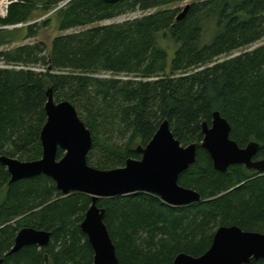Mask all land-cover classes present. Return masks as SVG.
<instances>
[{
    "label": "trees",
    "instance_id": "trees-1",
    "mask_svg": "<svg viewBox=\"0 0 264 264\" xmlns=\"http://www.w3.org/2000/svg\"><path fill=\"white\" fill-rule=\"evenodd\" d=\"M174 1L185 0H17L0 19V48L10 46L0 60L28 68H0V155L42 157L49 90L56 102L70 101L92 132L87 159L93 167L140 159L137 147L147 145L164 120L181 144L200 145L179 183L200 192L201 202L176 207L148 192L99 199L119 264H174L180 253L200 256L221 226L264 233V174L242 164L221 172L201 146L203 123L211 124L219 111L231 124V138L241 147L258 142L256 159L264 158V45L219 60L264 38V0H194L181 19L179 9L160 10L58 35L50 54L44 42L16 45L37 37L49 20L15 26L60 5L59 30L67 31ZM171 44L177 45L172 58ZM103 72L115 76H99ZM63 155L60 149L58 157ZM10 178L0 163L2 264H93L94 250L81 229L92 197L64 196L46 175ZM24 227L51 232L50 243L9 254ZM248 264H264V258Z\"/></svg>",
    "mask_w": 264,
    "mask_h": 264
},
{
    "label": "water",
    "instance_id": "water-1",
    "mask_svg": "<svg viewBox=\"0 0 264 264\" xmlns=\"http://www.w3.org/2000/svg\"><path fill=\"white\" fill-rule=\"evenodd\" d=\"M116 4L122 0H105ZM189 5L180 13L183 18ZM47 121L41 131L42 157L34 161L0 155V163L10 174V183L46 175L54 180L64 196L81 192L92 197V204L81 224L94 250L93 264H119L115 244L104 222L106 209L98 205L101 198H113L137 192L159 196L165 203L188 206L202 201V194L180 185L181 174L197 161L199 144H181L164 120L151 141L138 146L140 159L129 158L122 167L99 169L88 162L93 147V135L80 118L76 107L68 100L56 102L51 90L45 106ZM201 144L210 154L214 167L228 172L232 165L242 164L251 171L264 174V158L256 159L261 145L252 141L241 147L231 138L232 127L219 111L213 113L211 124L203 123ZM62 149L64 155L59 158ZM51 232L25 227L21 229L9 254L24 246L46 247ZM264 258V233L245 231L237 225L216 230L210 248L200 256L180 253L174 264H248ZM4 259H0V264Z\"/></svg>",
    "mask_w": 264,
    "mask_h": 264
},
{
    "label": "rangeland",
    "instance_id": "rangeland-1",
    "mask_svg": "<svg viewBox=\"0 0 264 264\" xmlns=\"http://www.w3.org/2000/svg\"><path fill=\"white\" fill-rule=\"evenodd\" d=\"M9 1H12V0H9ZM194 0H185V1H174L173 3H170L168 5H165V6H162V7H159V8H154V9H150L148 11H141V10H137V11H134V12H129L127 14H124V15H121V16H118L116 18H113V19H110V20H105V21H102V22H98L96 23L95 25H92V26H87V27H81V28H75V29H71V30H67V31H60L59 30V25H60V17L58 15V12L59 10L61 9L62 5H60L59 7H56L54 8L53 10H51L50 12H47L45 14H39L35 20L33 21H30L26 24H21V25H18V26H15L16 27H26L27 25L29 24H33V23H42L46 20H49V24L48 26L46 27H43L39 30V34L37 37H34V38H30V39H26L16 45H21V44H35V43H38V42H44L46 47H47V54H50V51H51V42L52 40L58 36V35H62V34H70V33H74V32H78V31H81V30H84V29H88V28H92V27H95V26H103V25H109V24H113V23H119V22H123V21H126L128 19H134V18H139V17H142L143 15H146V14H149V13H154L156 11H160V10H174V9H179V12L178 14L182 13V11L185 9V7L190 4L191 2H193ZM7 4V0H0V15L2 16L4 14V10H5V6ZM0 19H2V17H0ZM11 29L14 28V27H10ZM172 45V44H171ZM264 45V38L248 47H245V48H242L240 50H237L235 52H232L230 54H226L224 55L223 57L219 58L220 61H223V60H226V59H229V58H232L234 56H237L245 51H250V50H253V49H256L260 46ZM176 44H173L172 45V48L170 49V58L173 57V53H174V50L176 49ZM10 46H4L2 48H0V51L1 50H7ZM26 68L25 66H20V65H17V66H13V65H9L7 64L5 61L3 60H0V68ZM28 69V68H26ZM31 69V68H29ZM37 70H41L40 66L37 68H35ZM99 76H102V77H114L115 75L110 73V72H103V73H100ZM122 77L124 78H127V75H122ZM138 79H141V78H138ZM149 79H153V78H149ZM23 218V216H20L16 219H14L13 221H11V223H14L15 224V221H17L18 219H21ZM25 228V227H24Z\"/></svg>",
    "mask_w": 264,
    "mask_h": 264
},
{
    "label": "built area",
    "instance_id": "built-area-1",
    "mask_svg": "<svg viewBox=\"0 0 264 264\" xmlns=\"http://www.w3.org/2000/svg\"><path fill=\"white\" fill-rule=\"evenodd\" d=\"M15 1H17V0H12V1L7 0V4H6L5 10H4V14L2 16L0 15V17L5 18L7 16L9 6L11 5L12 2H15Z\"/></svg>",
    "mask_w": 264,
    "mask_h": 264
}]
</instances>
